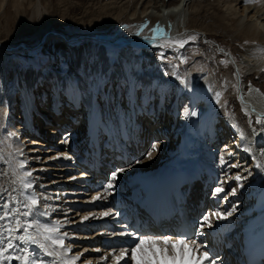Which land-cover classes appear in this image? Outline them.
Returning a JSON list of instances; mask_svg holds the SVG:
<instances>
[{"label": "bare ground", "instance_id": "bare-ground-1", "mask_svg": "<svg viewBox=\"0 0 264 264\" xmlns=\"http://www.w3.org/2000/svg\"><path fill=\"white\" fill-rule=\"evenodd\" d=\"M171 1L173 4H171L172 2L170 4L164 2L161 6L159 5V10L153 11L154 8L152 11L148 10L149 18L157 16L154 18L157 19L156 22H153L154 24L152 23L150 29L159 23L170 32L172 37L186 38L188 35H198V45L201 47V56L198 54L191 56V60L188 62L192 64L188 65L185 70L181 69V78L187 79L188 87H185L184 84L180 85V80H175L174 76L168 74L172 71L165 73L157 70L152 74L149 70L143 69L145 66H142V63H140L139 55L135 50L140 47L144 48L149 44L143 39V36H150L151 30H144L142 36L123 35L105 37L92 33H74L72 36L68 37L65 33L58 30L54 31L48 30L45 27H40L38 36H41L46 42L62 40L65 43H69L82 35L81 38L77 40L84 43L79 57L67 58V65L69 67L68 73H66L67 71L65 72L63 67L57 66L56 69L50 71L45 76L41 72L35 75L34 70L22 71L17 64L15 65L13 56L16 55V53H23L26 49H20L18 44L0 41V141H3V143H0V153L6 155L17 146L22 147L25 155L29 158V162H32L28 167L39 171V174H34L38 177L36 186L37 192H39L40 185H43V183L51 186V188L45 191L43 190L42 193L48 195H55L58 193L62 197L61 200L66 201L68 205L63 204L61 200H55L53 203L59 205L62 211L71 209L73 214L69 216L76 222L81 217L89 215L90 213H95L98 218H90L89 222L98 221L102 217L100 215L102 212L111 209L113 213H118V215L110 216L109 218L119 219L120 223H122L120 209L116 205L118 201L113 199V195L126 185L127 181L139 182L137 184H140L143 180L150 183L154 182V176H159L163 166L167 169L170 165L169 163H172L170 160L172 157H176V154L188 156L186 160L189 163H193L199 159L201 155L205 161L210 162L212 159L211 153L219 151V156H223L226 161V163H224L226 167L227 165L240 164L244 170L249 169L252 173V179H249L248 175L244 174L246 179L243 181V187H239L238 183L235 182L238 186L237 189H239L236 194L243 192L240 195L241 198L240 196H228V198L223 201L227 204L229 201H232L230 204V211L235 208V212L237 213H241L247 207L255 210L256 217L251 219L250 222H247V217L245 219L237 218L233 215L232 217L237 228L242 231L241 236L246 235L250 231H257V236L259 237L260 234L264 233V173H257L258 170L254 166V161L251 160L250 154L245 152L243 148L246 143L249 144V146H255L257 141L264 138V130L261 129V125L255 124V118L258 115L264 118V36H259L260 41L257 42L258 44H251L244 48L241 47L233 50L226 47L223 48L217 40L210 37L209 33L199 28H192L191 25L189 26L191 14L189 7L193 0ZM251 11L245 7L244 14L240 18L238 24L246 27L249 34L253 33L252 35H256L260 25L264 28V22L257 24L256 27L252 26V20L245 22V14L250 16L251 19L255 18V14H252ZM39 17L41 16L39 15ZM169 25H171V28L168 27ZM205 41H207V43H205ZM108 45L112 47L118 46L115 48L121 49L114 63L110 62L111 57ZM221 48L224 49V52L219 51ZM224 59L230 62L227 67L220 64V61ZM93 61H95V64L92 63ZM86 65H88V70L90 72H97L99 70L107 73L108 91L112 92V88L116 90L114 91V93L117 94L116 100H121V98H123V86L126 85H124V82L134 85L135 90L132 91L131 94H128L125 89L128 101L134 102L133 107L136 112L137 110H142L145 103L149 109L147 112V120H141V122L143 121V126L141 129L138 128L137 131H141L142 129L144 131L145 129L146 140L147 138H151L149 128H151V130H156L158 136L156 139L158 141L156 145L159 146L158 151L152 153L150 159L148 157L144 158L143 153L151 139L145 142V148L139 155L128 160L120 167L126 169V171L119 176L111 194L104 192V186L109 179L100 178V182L96 180L91 182L85 179L79 180L81 175L78 174V171L75 173L76 176L75 174L70 175L64 172L66 170L76 171L78 167H75L78 165L77 163L73 164L74 161H72V164L71 162H67V164L64 165L59 164L58 161H70V159L64 158L61 155L62 153H67L68 157H71V154L66 149L67 146L62 145L63 141L59 135L56 138L49 133L51 127L47 130L48 134L41 132V137L48 138L50 142H57V146L47 147L49 143L48 140L42 141L39 138H33L27 131L28 123L25 117L27 114L30 117L36 118L37 113L40 115H45V113H47L54 118L56 112L62 110L61 102L63 100L67 101L70 105L76 103L81 106L82 102L81 107L84 108L85 115L90 122L95 118L92 112L96 113L97 109H101V118L105 120L104 110L106 111L109 106L112 118H114L115 128L121 127V117L119 118L120 120L114 117V115L117 114L115 109L118 107L116 108V101L112 94L106 92L107 90L98 94L95 87H90L84 91L77 89V81L83 84L80 78L86 75ZM77 73L79 75H77ZM43 78H45L46 82H43L44 84L42 87H38L40 84L39 80ZM92 79V77H88L89 84L92 83ZM124 79L125 81H123ZM154 82L157 83V89L161 88L160 94L158 91V99L156 98V101H153L152 96L154 92H156L154 89ZM249 82L251 83V91L249 90ZM103 83L104 81H101V84ZM116 84L117 86L114 88ZM120 85L121 88L117 89ZM237 88H239V91L236 90ZM167 89L168 91L171 90L174 96L170 102L167 101L169 106L168 111L167 108L164 109V107H167V102L159 108L160 96H166L165 93L168 92H166ZM255 89H259V91L257 92ZM217 91L223 93L219 104L216 102L215 98V92ZM47 92L52 94V100H48L49 108L46 109L48 111H44L41 107V102L43 96L46 95ZM50 93L48 95H50ZM167 95H169V93ZM241 95L244 98L243 103L239 99ZM152 108L153 111H151ZM185 109H187L189 113L196 111L197 115L191 116L189 114L186 117L184 115ZM244 109H247L251 114L253 120L252 125H249V117L245 114ZM53 110L54 112H52ZM151 112H153V114H150ZM165 112L168 114V122L166 125H164L166 117ZM70 116L71 120L80 117V115L75 112H72ZM127 117H129V115L124 118L127 119ZM156 117H158V119ZM154 118H156V123L151 121ZM218 121H221V123L218 124ZM96 122L95 119L93 123ZM91 125L90 123H83L82 127L89 129ZM237 125L239 129L245 132V140H242L239 136ZM78 126L79 124H76L74 130L71 132L75 133V131H78ZM253 128L259 133L258 135L253 133ZM203 129L205 132H203ZM9 131L17 133L19 144L15 142V137L12 139L7 138V132ZM52 132L57 133L55 128L52 129ZM214 132H217L216 137H214ZM209 134V139L212 138V141L210 140L211 146L207 145L209 142L207 144L203 143ZM140 140H143V136ZM162 140H170L169 147L173 149L175 152L174 155L176 156H168L167 153L169 152H164L165 147H163V145L166 143H163ZM70 141L71 139H67V142ZM40 143H46L47 148L42 147V149H40L38 147ZM50 157H53V159H50ZM137 161H139V163H137ZM0 166H3L2 161H0ZM229 168L233 169L234 167L228 166V169ZM181 170L182 168L173 172L168 170V175L169 177H173ZM244 170H242V172H244ZM223 172H227V170H223L222 173ZM227 173L223 175V177L227 176ZM246 173L248 172L246 171ZM238 174L243 176L241 170L238 171ZM235 175H228L226 178L228 180L224 181V188L226 191H229L233 187H228V184L232 180L229 178ZM54 184H58L59 186L61 184L62 186L60 188H53ZM98 193L104 197L99 204L94 205L92 208L84 209H80L77 206L80 202L93 201V196H96ZM253 194L260 195L258 205L260 212L258 207L254 205V201L250 203V200L255 198ZM248 215L250 217L254 216V214L251 213ZM63 218V213H61L60 216L56 214H52L51 216L53 221L56 219L63 220ZM87 229L88 228L85 227L82 231L68 230L69 235L74 237V242L71 240L66 243L71 244L73 254L84 251V256L81 257V261H78L77 264H87L88 261H91V264H105L99 262L104 252H95L96 249L94 250L93 247H98L102 244L103 240L100 239V234L110 230L108 224L106 223L104 226L94 229L91 232H87ZM207 230L212 232V228H207ZM62 231H64V229H62ZM209 234L210 233L206 231V235L201 239L205 240L208 247L212 248L213 251L217 253L221 250L219 246L220 241L215 236L211 237ZM88 235L89 239L93 238L92 241L95 239L96 241L89 243L78 240L79 238L83 240L87 238ZM75 238H77L78 241H76ZM12 264H18V262L13 261Z\"/></svg>", "mask_w": 264, "mask_h": 264}, {"label": "snow or ice", "instance_id": "snow-or-ice-1", "mask_svg": "<svg viewBox=\"0 0 264 264\" xmlns=\"http://www.w3.org/2000/svg\"><path fill=\"white\" fill-rule=\"evenodd\" d=\"M128 28V25H124ZM171 28V25L168 26ZM148 28V22L138 26V30L134 33L136 36H142L145 29ZM149 44L165 49H174L177 52L184 49L190 42H195L198 35H188L186 38L172 37L170 32L164 26L157 23L151 29L150 36H143ZM207 43V41H205ZM224 52V49H219ZM160 60H165L167 57L163 52L159 55ZM179 59L181 63L187 62V57L182 53L174 57ZM95 64V61L92 62ZM220 64L228 66V60H221ZM177 68L178 65H174ZM85 77L77 81V89L84 91L90 87H95L97 93L103 92L107 87V73L102 71L90 72L88 65L85 66ZM169 75L176 76L185 87H188L186 78H181L174 70ZM77 75H79L77 73ZM92 77V83L89 84L88 77ZM101 81H104L101 84ZM128 94L135 90V86L128 83L125 86ZM239 91V88L236 89ZM249 90L251 91V83L249 82ZM257 92L259 89H255ZM223 96L222 92H215L216 102L219 104ZM243 103V96L239 97ZM245 114L249 117V125L253 124L251 114L244 109ZM254 111V109H253ZM196 116L197 112L191 113L185 109L184 115ZM255 124L261 125L264 130V118L257 116ZM238 133L242 140L246 139V134L242 129ZM257 135L256 129H252ZM15 137V142L19 144V137L15 132H7V138ZM65 142H67L65 140ZM3 143V141H0ZM158 145H153L151 151L147 153L148 158L152 157V153L158 151ZM243 150L250 154V158L254 161L255 168L264 173V138L256 142L255 146L245 144ZM64 158H69L67 153L61 154ZM53 159V157H50ZM0 161L3 166H0V264H12L13 261L18 264H77L84 256V251L72 253V246L66 243L74 239L65 229L67 225L76 221L69 216L68 211L63 212V220H52L53 213L62 211L59 205H55L53 201L61 200L62 197L57 193L48 195L42 192H37L36 186L38 177L34 175L35 169L28 167L29 158L25 155L23 148L17 146L13 151L6 155L0 153ZM221 164L226 163L223 156L220 157ZM139 163V161H137ZM229 167H238V165H229ZM126 171L120 168L114 171L107 184L104 186V192L111 194V191L116 186V181L119 176ZM251 175L249 169H245ZM234 179L239 187H243L245 176L240 174L230 177ZM44 187V185H40ZM237 193L236 187H232L229 191L224 188V182H220V186L214 189V194L221 200H225L228 196H235ZM104 197L97 194L92 199L100 201ZM236 211L233 208L231 211L222 212L219 208L208 210L196 223V230L192 231H177L172 234L167 232L159 233H141L139 230H125L119 233L113 232L111 235H119L121 237H131L130 242H125L127 246L111 247L109 252L102 254L100 259L105 264H220L219 254L208 247L204 237L205 228L213 227V218L215 220H224L231 217ZM78 215V213H77ZM103 217L118 215L113 213L111 209L100 214ZM90 218H98L95 213H90L81 217V222L87 221ZM127 228V225H125ZM175 237V238H174ZM99 252V249H96ZM87 264H91L88 261Z\"/></svg>", "mask_w": 264, "mask_h": 264}, {"label": "rangeland", "instance_id": "rangeland-1", "mask_svg": "<svg viewBox=\"0 0 264 264\" xmlns=\"http://www.w3.org/2000/svg\"><path fill=\"white\" fill-rule=\"evenodd\" d=\"M164 2L170 4L172 1L0 0V41L18 44L20 49H26L23 53H16V55L13 56L15 65L17 64V66L20 67L22 71L34 70L35 75L41 72L45 76L47 73L53 71L58 66L61 68L63 67L65 69V72L67 71L66 73H68L69 67L67 65V58L79 57L81 55L82 46L84 43L77 39L81 38L82 35L75 39L73 42L69 43H65L62 40H54L55 42L52 40L51 42H46L45 39H42L41 36H38L40 27H45L48 30H58L65 33L68 37L72 36L74 33H92L105 37H115L123 35L132 36L138 30V26L145 22H148V28L145 30H151L150 28L152 27V23H155L157 20L154 18H156L157 16H154V18H149L148 10L152 11L153 8V11L159 10L160 6ZM171 4H173V2ZM245 7L250 11L252 10V14H255V18L253 19L245 14V22L252 20L253 27H256L257 24L264 22V0H193L192 4H190L189 7V11H191L189 26L191 25L192 28H199L204 30L206 33H209L210 37L217 40L223 48L226 47L230 50L241 47L244 48L251 44H258L257 42L260 41L259 36H264V28L262 27V25H260L261 28L259 27L257 29L256 35H252L253 33L249 34L246 27L238 24L240 18L244 14ZM39 15L41 17H39ZM124 25H128V28H125ZM198 41L199 40L197 39L195 42H190L185 46L184 49H180L178 52L171 48L165 49L158 46H153L151 44L146 45V47L144 48H137L135 51L139 55L140 63H142V66H145L144 68L141 66L144 70L147 69L152 74L157 70L165 73L175 70L181 77V69L185 70L188 65L192 64L188 62L189 60H191V56L197 54L201 56V47L200 45H198ZM115 47L108 45V50L111 57L110 62L112 63L116 61L121 50ZM161 52L165 54L167 59L163 61L160 60L159 55ZM181 53L187 57V62L181 63L179 59H174V57L179 56ZM174 65H178V67L174 68ZM174 79L178 80L176 76H174ZM39 81L40 84L38 87H42V85L44 84L43 82H46L45 78ZM123 81H125V79ZM125 84H127V82H124V85ZM116 86L117 84L114 85V88H116ZM119 88H121V85L118 86L117 89ZM108 89L109 85H107L106 87V92L112 94L113 98H115L116 101V108L118 107L117 109H115L117 113L116 116L118 115L117 119L121 117L120 119L122 122L127 121L128 117L127 119L124 118L129 115L127 114L128 99L126 97L125 87L123 89L124 92L122 93L123 98H121V100L118 99L119 101L116 100L117 94L114 93V91L116 90L112 88V92H110L108 91ZM49 93L47 92L46 95H44L45 97H47V100H42L41 102V105L45 104V107L41 106L44 111H48L46 109L49 108V101L52 100V94L50 93V95H48ZM152 96L156 97V92H154ZM170 99L171 97H169L167 101L170 102ZM168 102L166 104L167 107H164V109L167 108V111L169 107ZM66 103L67 101L65 100L61 102L62 109L64 108V105ZM133 110L135 114L138 113V110L136 112L134 107ZM52 112H54V110ZM150 114H153V112H151ZM45 115L50 116L47 113H45ZM167 115L168 114L166 113L164 125H166L168 122ZM217 123L220 124L221 121H218ZM153 134L155 135L152 144L156 145L158 143V141L156 140L158 137L157 131L154 130ZM169 141L162 140L163 143H166L165 145H163V147H165V153L169 152L167 153L168 156L171 155V152H173V149L169 147ZM211 141L209 142L210 145L207 144L208 146H211ZM149 143H151V140L149 141ZM152 144L150 146L148 144L146 146V149H144V158L148 157L147 153L151 151V148L153 146ZM148 146L150 148H148ZM68 159H70V161L66 162H71L72 164V159L70 157ZM73 164H76V162L74 161ZM77 167L78 166H76L75 168ZM242 170L244 169L241 167V174H243V176L244 174H247L248 178L252 179V173L251 175H249V173H246L245 170L244 172H242ZM228 172H230L227 173L230 176L234 174V170L232 169L228 170ZM235 173L237 175L238 171ZM257 173H259V171ZM67 174L72 175L75 173H70L69 170ZM223 175L224 174H219L220 181H222V179L223 181L225 180V177H223ZM234 183L231 186L236 187L237 189L238 186L236 185V183ZM53 188L57 187L53 186ZM238 190L239 189H237V192Z\"/></svg>", "mask_w": 264, "mask_h": 264}]
</instances>
